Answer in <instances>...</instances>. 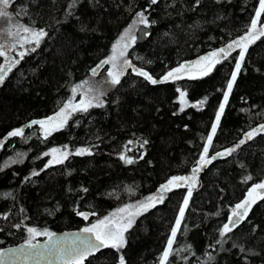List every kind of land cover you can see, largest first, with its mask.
<instances>
[{
	"label": "trees",
	"instance_id": "obj_1",
	"mask_svg": "<svg viewBox=\"0 0 264 264\" xmlns=\"http://www.w3.org/2000/svg\"><path fill=\"white\" fill-rule=\"evenodd\" d=\"M30 2L32 15L16 14L22 4ZM68 3L69 0H13L8 8L14 13L13 21L36 20L41 26L47 25L50 32L40 47L29 52L9 73L5 84L0 85V138L12 127L51 114L59 102L71 94L69 82H78L90 75L89 69L110 51L118 33L131 21L134 12L145 6L146 0H80L75 14L61 19ZM165 3L166 0H158V6L150 9L152 17L158 21L151 26V36L139 40L134 52L130 50L133 62L146 66L154 75L179 60L193 59L210 47L226 42L230 36L240 34L254 14L258 0H202V4L192 10L184 7L192 0H177L169 8H165ZM165 11L170 14L166 16ZM197 21L201 22L198 27H189ZM7 23V18L0 17V28H5ZM82 25L87 28L82 30ZM165 32L172 35L165 36ZM136 56L153 63L147 65L136 60ZM245 68L229 98L212 150L235 143L241 129L264 123V37L249 46ZM228 70L229 65L225 64L218 66L211 79L195 83L185 79L157 85L129 70L120 85L108 90L105 99L109 103L89 109L90 116L77 113L68 127L47 138L39 131V125L26 128V133L36 132L30 139L8 138L0 148V212L8 213L7 217L0 216V247L26 238V230L15 228L16 223L49 227L55 232L80 228L89 221L77 215L75 204H79L80 210L103 215L121 203L155 191L168 176L190 171L204 142L201 137L209 130L214 106L218 98H222L220 88ZM104 71L102 69L100 74ZM133 79L135 85L131 83ZM177 85L188 87L189 99L211 92L208 106L197 109L189 105L178 111ZM117 98L119 102L113 104ZM76 119L81 121L79 125ZM184 124L188 127L184 128ZM97 136L99 141L95 139ZM141 137L149 140L143 159L125 164L115 155L128 140ZM65 143L93 144L96 150L91 155H73L63 165L50 166L30 181L21 182L33 169L43 167L47 158L41 156V152ZM138 147L129 145L128 154L139 155ZM17 151L27 153L24 161L4 168V160ZM248 171L253 180L246 184L241 176ZM257 178H264V133H258L229 157L213 161L200 173L199 186L193 191L174 243L176 248L191 243L193 249L191 253L175 254L173 264L204 261V251L218 238L217 228L226 220L228 206L242 198L246 188ZM80 185L89 191L82 192ZM129 187L134 191L129 192ZM185 191L184 188L173 190L163 204L136 219L129 229V244L124 250L128 264H158L170 223L174 221ZM217 211L220 215H213ZM252 225H259L255 233L251 231ZM233 239L237 243L247 241V246H257V255H250V259L253 264H261L264 203L257 201L253 205L246 221L233 229ZM224 248L225 251L218 254L219 264H244L242 255L237 254L238 249L232 247V241L225 243ZM183 256H187V260L182 259ZM94 257L89 258L91 264H115L113 249L105 248Z\"/></svg>",
	"mask_w": 264,
	"mask_h": 264
},
{
	"label": "snow or ice",
	"instance_id": "obj_2",
	"mask_svg": "<svg viewBox=\"0 0 264 264\" xmlns=\"http://www.w3.org/2000/svg\"><path fill=\"white\" fill-rule=\"evenodd\" d=\"M12 3L13 0H0V17H5L8 20L7 26L0 28V60H2L0 62V85L5 84L6 77L14 68L20 65L29 52H35L40 47L50 32L47 25L41 26L37 24L36 20H31L30 23L20 20L13 21L14 13L8 11ZM79 3L80 0H69L61 19L74 15ZM176 3L177 0H166L165 8H169ZM201 4L202 0H192L191 4H185L184 7L192 10ZM156 6H158V0H146L145 6L136 10L131 21L118 33L110 45V51L104 54L89 69L90 75L78 82H69L71 94L60 101L58 107L51 114L29 119L25 124L8 130L3 138H0V148L4 147L5 141L10 137H19L24 140L35 136V131L31 133L25 131L26 128L33 125H39V131L47 138L58 130L68 127L69 121L77 113L90 116L89 109L104 107L109 103L108 99H105L108 89L120 85L122 78L126 76L129 70L152 85L185 79L195 83L202 81L204 78L211 79L213 74L218 71V66L223 67L228 64L229 70L225 74L220 88L222 98H218V102L214 106L215 111L213 118L210 120L209 130L206 136L201 137L204 142L200 146L197 157L192 162L190 171L168 176L158 184L155 191L149 192L140 199L121 203L103 215H99L94 211L80 210L79 204H75L74 209L77 215L89 222L71 232L58 234L49 227L40 228L35 225L16 223L14 227L26 230L27 236L19 245L7 248L0 247V264H85L86 260L91 264L89 258H95L93 254L105 248L115 250V264H128L124 250L129 244V229L136 223V219L150 209H154L157 205L163 204L173 190L184 188L186 191L177 206L174 221L170 223V232L158 259V264H173L172 258L175 254H179L181 251L191 253L193 249L191 243L182 244L179 248L174 247V243L178 232L182 228V222L185 220L186 210L189 207L193 191L199 186L200 173L213 161L218 158L229 157L233 152L238 151L242 145L256 137L258 133H264V123L249 126L247 130L241 129V135L235 143L222 147L220 150H212L214 137H216L218 129H221V120L225 114L226 106L229 104V98L234 88L238 87V77L241 75L242 70L246 71L245 57L249 46L264 37V0H258V5L254 8V14L250 15L248 23L240 34L234 37L230 36L226 42H221L217 47H210L209 50L196 55L193 59L179 60L174 65L168 66L162 73L154 75L146 66H140L133 62V55L130 50L134 52V46L137 45L139 40L151 36V26L157 24L158 21L152 17L150 9ZM32 7L31 2L22 4L16 14L32 15ZM164 14L167 16L170 13L165 11ZM200 23L199 21L194 22L189 27H198ZM81 27L84 30L87 25ZM163 35L170 36L172 33L165 32ZM135 59L144 61L147 65L153 63L150 59L145 61L143 56H136ZM102 69L106 71V75L102 79L96 80L95 77ZM32 71H35V69H32ZM131 83L135 85L136 80L133 79ZM213 87L215 86L213 85ZM176 92L178 95L175 99L179 101L178 111H183L189 105L202 109L207 107L210 102L211 92H206L196 99H189L187 86L177 85ZM77 95H79V99H77ZM118 102V98L112 101L113 104ZM75 123L79 125L81 121L76 119ZM183 127L187 128L188 125L184 124ZM95 139L99 141L100 138L97 136ZM148 144L149 140L145 137L128 140L122 150L117 151L115 155L125 164H132L135 160L143 159L144 154L147 152L145 146ZM129 145H138L137 152L139 155L128 154L130 151ZM95 150L93 144L72 146L65 143L48 147L46 151L40 153L41 156L47 158L43 163V167L33 169L23 177L21 182L30 181L31 177L36 176L44 169L50 168V166L63 165L73 155H91ZM26 156V152L17 151L14 156H8L2 166L7 168L10 164L22 163ZM146 162L152 163V161ZM241 179L247 184V182L253 180V175L248 171L241 176ZM80 189L84 193L89 191L84 185H80ZM69 191H72V189H69ZM128 191L132 192L134 189L129 187ZM113 192H115V189H113ZM10 194L5 193V195ZM105 195H111V193H105ZM257 201L264 203V178H257L255 182H252L246 188V194H243L242 198L228 206L230 211L226 220L217 228L218 238L207 245L203 254L204 261L200 264H204V262L219 264L218 254L225 251L224 245L228 241H232V247L238 249L237 254L242 255L244 264H253L250 255H257L258 247L247 246V241L237 243L233 239V229H237L242 222L246 221L250 210L253 205L257 204ZM88 207L91 208L92 205ZM21 212H23L22 206ZM7 215V212H0V216L7 217ZM213 215H220V213L217 211ZM90 217L95 218L89 220ZM258 227L259 225H252L251 231L255 233ZM41 236L47 239H37ZM259 251L264 253V248L259 249ZM187 258V256L182 257L184 260H187ZM261 264H264V257H261Z\"/></svg>",
	"mask_w": 264,
	"mask_h": 264
},
{
	"label": "water",
	"instance_id": "obj_3",
	"mask_svg": "<svg viewBox=\"0 0 264 264\" xmlns=\"http://www.w3.org/2000/svg\"><path fill=\"white\" fill-rule=\"evenodd\" d=\"M76 229H78V228H73V229H65V230H62V231H56V233H58V234H63V233H65V232H71V231H74V230H76ZM40 240H45V239H47L46 237H43V238H39ZM23 242V241H22ZM22 242H20V243H17V244H14V245H8V246H5V247H2V248H7V247H9V246H15V245H19V244H21ZM103 249H101V250H99L97 253H95V254H93V256L94 255H96V254H98L100 251H102Z\"/></svg>",
	"mask_w": 264,
	"mask_h": 264
},
{
	"label": "rangeland",
	"instance_id": "obj_4",
	"mask_svg": "<svg viewBox=\"0 0 264 264\" xmlns=\"http://www.w3.org/2000/svg\"><path fill=\"white\" fill-rule=\"evenodd\" d=\"M101 71L97 74V76L95 77L96 80H100L102 79L105 75H106V71H104L103 74H100ZM109 90V89H108ZM108 92V91H107ZM77 99H79V95H77Z\"/></svg>",
	"mask_w": 264,
	"mask_h": 264
}]
</instances>
